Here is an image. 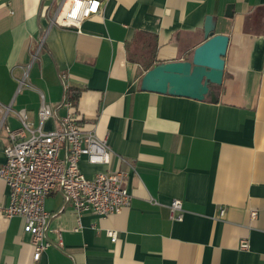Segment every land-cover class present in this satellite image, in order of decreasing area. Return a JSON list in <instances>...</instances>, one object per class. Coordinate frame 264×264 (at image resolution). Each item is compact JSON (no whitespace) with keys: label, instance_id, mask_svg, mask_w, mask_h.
I'll use <instances>...</instances> for the list:
<instances>
[{"label":"crops","instance_id":"crops-1","mask_svg":"<svg viewBox=\"0 0 264 264\" xmlns=\"http://www.w3.org/2000/svg\"><path fill=\"white\" fill-rule=\"evenodd\" d=\"M66 2L0 0V122L9 108L0 166L6 127L21 126V109L38 126L43 95L54 110L43 129L73 111L113 150L109 165L83 157L82 171L124 169L132 201L106 216L83 213L76 231L72 204L53 192L48 236L59 229L64 243L37 261L23 219L0 210V264H264V0H101L80 27L53 22ZM207 15L230 37L217 100L143 89L148 69L187 60L204 42ZM71 87L80 89L75 106ZM176 198L182 220L170 209ZM8 201L0 177V207Z\"/></svg>","mask_w":264,"mask_h":264},{"label":"built area","instance_id":"built-area-1","mask_svg":"<svg viewBox=\"0 0 264 264\" xmlns=\"http://www.w3.org/2000/svg\"><path fill=\"white\" fill-rule=\"evenodd\" d=\"M101 4V0H68L57 10L53 22L80 27L86 18L100 13ZM35 58L36 55H33L32 61ZM29 67L18 80L20 88L26 84ZM65 104L72 105L71 101ZM17 114L21 126L15 129L6 127V160L0 166V177L9 188V201L0 210L6 217L20 216L23 219V229L31 235L33 258L37 261L47 248L64 243L59 229L56 231L57 240L48 236L52 213L45 208V200L50 194L59 191L66 202L72 204L77 220L76 231L81 228L83 213L93 212L102 216L118 213L131 204L132 194L125 184L127 172L124 169L97 171L90 177L82 171L80 162L83 157L90 164L109 165L113 150L107 139L85 130L73 111L62 117L59 126L49 130H44L43 126L54 116V110L43 95L38 109V126L29 121L26 109L19 110ZM4 116L0 128L4 126ZM170 209L174 219H183L181 199H174ZM224 213L225 210L221 209V216ZM253 215H257L256 211H253ZM107 233L112 241L117 240V231L108 230ZM249 247L248 240L241 241V249Z\"/></svg>","mask_w":264,"mask_h":264},{"label":"water","instance_id":"water-1","mask_svg":"<svg viewBox=\"0 0 264 264\" xmlns=\"http://www.w3.org/2000/svg\"><path fill=\"white\" fill-rule=\"evenodd\" d=\"M216 21L207 15L204 25V42L198 45L187 60L156 63L148 69L141 87L145 90L204 100L211 96L217 100L215 86L223 83L225 55L230 37L215 33Z\"/></svg>","mask_w":264,"mask_h":264},{"label":"trees","instance_id":"trees-1","mask_svg":"<svg viewBox=\"0 0 264 264\" xmlns=\"http://www.w3.org/2000/svg\"><path fill=\"white\" fill-rule=\"evenodd\" d=\"M69 99L72 101L73 105L77 104V99L79 96L80 89L71 87L69 88Z\"/></svg>","mask_w":264,"mask_h":264}]
</instances>
